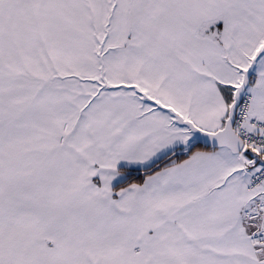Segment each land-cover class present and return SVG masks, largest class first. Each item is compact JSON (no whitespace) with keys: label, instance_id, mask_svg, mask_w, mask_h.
<instances>
[{"label":"snow or ice","instance_id":"snow-or-ice-1","mask_svg":"<svg viewBox=\"0 0 264 264\" xmlns=\"http://www.w3.org/2000/svg\"><path fill=\"white\" fill-rule=\"evenodd\" d=\"M0 264H264V0H0Z\"/></svg>","mask_w":264,"mask_h":264}]
</instances>
